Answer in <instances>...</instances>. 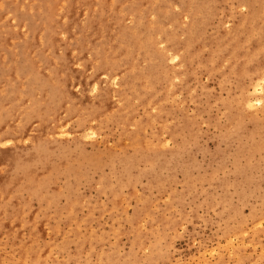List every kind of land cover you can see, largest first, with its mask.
Instances as JSON below:
<instances>
[{
    "label": "rangeland",
    "instance_id": "rangeland-1",
    "mask_svg": "<svg viewBox=\"0 0 264 264\" xmlns=\"http://www.w3.org/2000/svg\"><path fill=\"white\" fill-rule=\"evenodd\" d=\"M0 264H264V0H0Z\"/></svg>",
    "mask_w": 264,
    "mask_h": 264
},
{
    "label": "bare ground",
    "instance_id": "bare-ground-1",
    "mask_svg": "<svg viewBox=\"0 0 264 264\" xmlns=\"http://www.w3.org/2000/svg\"><path fill=\"white\" fill-rule=\"evenodd\" d=\"M93 7H94V6H93ZM84 11H85V10H84ZM250 89H251V88H250ZM249 100H250V99H248V101H249ZM252 100H253V99H252ZM59 127H60V126H59ZM61 129H62V128H61ZM69 135H70V134H69ZM25 140H27V139L25 138ZM25 140H24V141H25ZM2 145H3V144H2Z\"/></svg>",
    "mask_w": 264,
    "mask_h": 264
}]
</instances>
